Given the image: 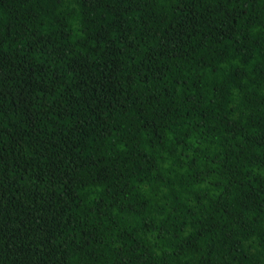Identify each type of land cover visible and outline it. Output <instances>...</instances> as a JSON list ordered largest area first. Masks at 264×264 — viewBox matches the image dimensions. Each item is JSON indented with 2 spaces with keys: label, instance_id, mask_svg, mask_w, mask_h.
I'll return each mask as SVG.
<instances>
[{
  "label": "trees",
  "instance_id": "obj_1",
  "mask_svg": "<svg viewBox=\"0 0 264 264\" xmlns=\"http://www.w3.org/2000/svg\"><path fill=\"white\" fill-rule=\"evenodd\" d=\"M0 264H264V0H0Z\"/></svg>",
  "mask_w": 264,
  "mask_h": 264
}]
</instances>
